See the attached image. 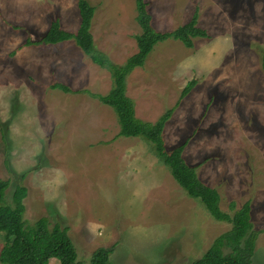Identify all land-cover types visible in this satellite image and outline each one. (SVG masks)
<instances>
[{"label": "rangeland", "instance_id": "rangeland-1", "mask_svg": "<svg viewBox=\"0 0 264 264\" xmlns=\"http://www.w3.org/2000/svg\"><path fill=\"white\" fill-rule=\"evenodd\" d=\"M96 8V50L123 66L138 53L137 0H87ZM162 32L189 23L196 11L209 38L194 48L168 40L127 79L137 117L156 123L174 109L164 138L190 140L184 158L203 183L232 203H252L259 238L253 261L264 264V0H146ZM79 0H0V180L29 190L25 220L48 218L69 230L78 260L100 248L113 264H192L232 226L190 198L142 138L120 137L107 95L111 73L75 41H39L53 21L77 32ZM78 27V28H77ZM72 30V31H71ZM74 30V31H73ZM196 81L180 102L187 85ZM68 86L72 93L53 90ZM27 174L25 180L21 177ZM5 244L0 233V253ZM50 264H60L53 259Z\"/></svg>", "mask_w": 264, "mask_h": 264}, {"label": "trees", "instance_id": "trees-1", "mask_svg": "<svg viewBox=\"0 0 264 264\" xmlns=\"http://www.w3.org/2000/svg\"><path fill=\"white\" fill-rule=\"evenodd\" d=\"M81 25L77 32L63 29L59 19L52 22L48 32L39 41L31 38L26 46L58 45L75 41L82 52L94 64L108 70L114 84L109 94L94 95L102 104L110 107L117 115L120 125V137L142 138L151 144L155 156L169 169L175 181L187 195L200 201L211 216L232 228L219 236L210 249L192 264H255L253 257L258 241L252 219V203H246L237 209L232 203L233 214L224 212L221 208L222 198L219 192L202 182L197 173V166H191L184 158V152L190 140L168 148L164 133L172 118L175 108L167 111L156 123L143 121L137 117L134 101L127 94V79L137 68H143L150 54L159 43L168 40L179 41L188 49L194 48V39L209 38L208 32L199 26V12L196 11L191 21L174 31L159 32L153 25V17L146 0H137V22L142 34L136 37L138 53L132 56L123 66L114 64L108 56L96 50L92 24L96 8L87 0H79ZM264 69V56H263ZM196 81L190 82L184 89L180 102L191 93ZM66 94L72 90L63 84L52 86ZM27 174L21 179L25 180ZM10 182L0 180V233L4 234L5 244L0 253V264H50L56 259L60 264H86L78 260L77 248L69 235V230L56 224L51 226L48 218H41L33 225L25 220L26 204L29 190L20 184L13 196V204L6 203ZM113 249L100 248L92 255L89 264H113L111 255Z\"/></svg>", "mask_w": 264, "mask_h": 264}, {"label": "crops", "instance_id": "crops-1", "mask_svg": "<svg viewBox=\"0 0 264 264\" xmlns=\"http://www.w3.org/2000/svg\"><path fill=\"white\" fill-rule=\"evenodd\" d=\"M151 15H152V17H153V25H154V27H155V29L157 30V31H159V32H162V29L161 30H159L157 27V23H156V20H158V18H159V22H160V24L162 25V7H161V11H160V13L159 14H152L151 13ZM61 22V21H60ZM62 24V23H61ZM80 25H81V21H80ZM78 28V27H77ZM79 28H80V26H79ZM79 30V29H78ZM72 31V30H71ZM74 31V30H73ZM72 33H74V32H72Z\"/></svg>", "mask_w": 264, "mask_h": 264}]
</instances>
